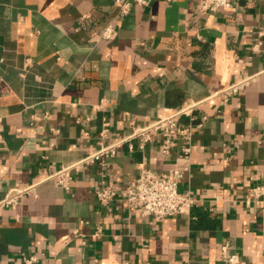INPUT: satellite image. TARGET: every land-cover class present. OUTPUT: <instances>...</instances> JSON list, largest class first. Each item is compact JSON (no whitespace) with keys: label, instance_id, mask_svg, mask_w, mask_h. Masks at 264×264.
Instances as JSON below:
<instances>
[{"label":"crops","instance_id":"1","mask_svg":"<svg viewBox=\"0 0 264 264\" xmlns=\"http://www.w3.org/2000/svg\"><path fill=\"white\" fill-rule=\"evenodd\" d=\"M234 4L208 15L198 0H152L119 16L112 0H0V200L35 184L0 206V264L29 254L42 264H230L224 246L237 264H264V197L246 198L264 186V0ZM112 20L118 34L104 41ZM248 75L243 90L218 93ZM193 100L183 121L201 126L189 158L133 141L72 172L69 188L48 178L98 149L103 124L121 137L129 120L143 126ZM145 161L183 171L180 189L197 200L189 213L158 220L97 202L102 177L123 190Z\"/></svg>","mask_w":264,"mask_h":264},{"label":"built area","instance_id":"2","mask_svg":"<svg viewBox=\"0 0 264 264\" xmlns=\"http://www.w3.org/2000/svg\"><path fill=\"white\" fill-rule=\"evenodd\" d=\"M152 0H112L117 6L119 16L127 15L135 4L146 6ZM201 13L214 15L223 10H235L234 0H198ZM118 34L116 22L110 21L101 31V38L104 41L114 39ZM259 44V42H258ZM256 75V74H255ZM255 75H248L240 78L221 90L220 94L237 93L243 90ZM201 101H191L175 109L168 110L165 114L158 116L143 126L131 119L128 122L130 132L124 136H114L113 131L106 124H103L99 132L98 149L82 157L76 162L54 171L48 178L56 180L65 188H69L72 180V172H78L87 164H104L106 158L117 154L123 144H128L131 151L134 150L133 141H138V146L145 149L147 146L156 144L158 150L167 156L176 154L180 158H189L193 147L194 132L201 124H194L192 121H183L191 118ZM183 171L175 170L173 173L156 172L147 162L143 163L138 177L131 181L127 188L118 189L114 182H108L101 178L99 186L95 190L97 202L103 207L108 206L114 200L126 201L132 208L141 210L143 215L153 216L156 219L168 216H176L189 213L197 200L192 190H181L180 179ZM35 184L24 188H13L0 200V206L15 204L21 197L33 190ZM264 197V186L255 185L248 189L247 200L260 201ZM99 235L98 231L95 232ZM79 232L75 230L74 236ZM225 259L231 264L240 261L237 253H228V247H223ZM24 264H42L40 255L29 254L23 256ZM149 264V263H147Z\"/></svg>","mask_w":264,"mask_h":264}]
</instances>
